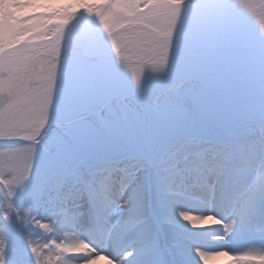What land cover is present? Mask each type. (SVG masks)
I'll list each match as a JSON object with an SVG mask.
<instances>
[{"label":"snow or ice","instance_id":"obj_1","mask_svg":"<svg viewBox=\"0 0 264 264\" xmlns=\"http://www.w3.org/2000/svg\"><path fill=\"white\" fill-rule=\"evenodd\" d=\"M225 237L264 264V0H0V264Z\"/></svg>","mask_w":264,"mask_h":264},{"label":"bare ground","instance_id":"obj_2","mask_svg":"<svg viewBox=\"0 0 264 264\" xmlns=\"http://www.w3.org/2000/svg\"><path fill=\"white\" fill-rule=\"evenodd\" d=\"M193 214L194 215H212V216L216 215L214 212H210V214L194 212ZM216 219H217V217H216ZM197 223H198V225H203L205 227H206V225L211 226V228L213 226H215L214 229L212 228V231H213L214 235H224V233L221 230V226L220 225H215L214 221L204 220V221H198ZM235 243L239 244L241 242L239 240H237V239H234V241L231 240V239L229 240V239H227V237H225V240H223V241H216L214 243L205 241V245L206 246H205L204 250L230 251V256H222V257H212V258H210L209 264H219V263L223 264V262L224 263L226 262V264H228V262L230 260L229 258H231V255L235 254L234 252H232V250H235V247H234ZM224 244H227V248L223 247ZM110 252H111L110 249L106 251L108 256L110 255ZM112 258L114 259V257H112ZM76 264H82V262L77 261ZM97 264H107V260L99 259V260H97Z\"/></svg>","mask_w":264,"mask_h":264},{"label":"rangeland","instance_id":"obj_3","mask_svg":"<svg viewBox=\"0 0 264 264\" xmlns=\"http://www.w3.org/2000/svg\"><path fill=\"white\" fill-rule=\"evenodd\" d=\"M32 9H27L26 11H31ZM254 23L259 26V21L258 20H255ZM207 214H210V213H207ZM217 219H221L220 217H217ZM216 225V224H215ZM206 227H208V225H206ZM215 226H213L212 228L214 229ZM234 239H237L239 240L241 243H235L234 244V247H235V250L237 251H241V250H246V248L249 246V240L247 238H242V237H233L231 240L234 241ZM104 256H106V251L103 253ZM230 259V258H229ZM221 264V263H219ZM223 264H226V262Z\"/></svg>","mask_w":264,"mask_h":264}]
</instances>
